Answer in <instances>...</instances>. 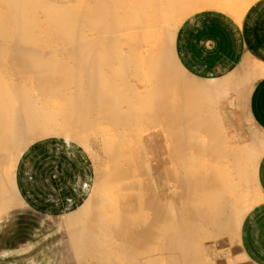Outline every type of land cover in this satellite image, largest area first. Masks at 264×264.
<instances>
[{
	"label": "crops",
	"instance_id": "0c3cea01",
	"mask_svg": "<svg viewBox=\"0 0 264 264\" xmlns=\"http://www.w3.org/2000/svg\"><path fill=\"white\" fill-rule=\"evenodd\" d=\"M51 23L59 29L71 27L65 6L52 10ZM152 38L143 30H123L119 49L109 51L101 48L100 43L109 41L103 35L65 32L22 35L21 39L0 35V47L20 41L26 53L34 44L52 54L61 53V48L67 47L64 44L76 46L68 47V66L58 65V58H48L47 66L22 65L19 71L10 66L2 69L6 75H22L26 98L21 106L42 108L45 112L39 117H170L165 113L147 115L134 111L140 101L153 103L158 96L156 82L148 76L156 55L142 46ZM84 44L91 50L86 52L84 63H78L80 58L74 47ZM171 48L184 72V106L196 98L198 101L197 113L184 112V117H221L224 132L218 134H226L229 141L236 140L238 117H252L264 131V72L257 66L241 65L248 58L264 65V0L249 5L241 19L218 8L195 10L178 25ZM94 63L99 67H92ZM89 73L91 79H83ZM164 100L167 101V94ZM109 101H114L119 110L133 112H106ZM62 109L66 112L62 113ZM199 133L206 136L207 131ZM186 149L184 180L180 179L184 181V204L190 197H200L203 188L218 179L217 168L225 174L228 171L229 176L231 173L229 162L214 163L217 166L212 167L208 162L202 164L201 158L187 162ZM0 150L5 154L7 147ZM256 177L259 199L246 209L237 232L225 230L211 239H188L180 244L190 249L200 245L214 264H264V151L258 159ZM95 179L96 166L90 152L73 138L58 134L27 144L11 171L0 162V185L9 202L0 210V264H79L81 260L83 264H99L88 255L80 257L81 246L87 242L77 232ZM187 236L184 234V238ZM173 237L166 234L158 240L151 236L141 247L152 253L137 256L130 264H179L172 254L156 253L172 244ZM240 251L246 257L237 259Z\"/></svg>",
	"mask_w": 264,
	"mask_h": 264
},
{
	"label": "bare ground",
	"instance_id": "6f19581e",
	"mask_svg": "<svg viewBox=\"0 0 264 264\" xmlns=\"http://www.w3.org/2000/svg\"><path fill=\"white\" fill-rule=\"evenodd\" d=\"M248 5L239 6L236 0H0V35L21 39L22 35L68 32L70 27L59 29L51 23L52 10L65 6L73 34L103 35L109 41L100 43L102 50L117 51L123 30H143L152 38L163 28L172 43L180 22L195 10L218 8L241 19ZM5 44L7 48L0 47V147H7V151L0 153V162L11 171L27 144L51 134L78 140L94 157V191L86 203V215L77 227L79 236L87 242L81 246L80 257L88 255L99 264H130L137 256L152 253L141 247L151 236L160 240L172 234V244L156 253L172 254L179 264H214L200 245L190 249L180 242L188 239L201 242L225 230L237 232L244 212L259 199L256 169L264 151V131L254 124L253 118L239 117L236 140L229 141L226 134H218L224 132L221 117H184V112L197 113V98L184 106V82L158 58L151 61L152 74H148L156 82L157 100L140 101L134 111L170 115L152 117L154 124L160 123V128L166 129L165 135L163 129H154L140 132L134 140L133 130L128 129L133 117H39L45 112L42 108L21 106L26 98L22 75L18 72L6 75L2 68L10 66L19 71L22 65L47 66L48 58H58V65L68 66L67 50L75 45L64 44L67 47H62L61 53L52 54L37 44L29 53L20 41ZM85 45L74 47L80 58L78 63H84L86 52L91 50ZM28 57L32 62L23 61ZM255 66L264 72L263 64ZM91 77L89 73L83 79ZM114 103L109 101L105 111L133 112L119 110ZM241 107L244 108V102ZM139 118L149 122L151 117ZM242 119L248 122L247 131L241 127ZM199 130L207 131L206 136ZM96 138L99 141L95 147ZM184 147L187 162L201 158L202 164L208 162L210 167L219 162L231 164L230 176L228 171L225 174L217 168L218 179L203 188L200 197L187 198L185 204L184 181H180L184 180V171H178L167 159L168 152H184ZM8 205L0 185V210ZM184 234L189 236L184 238ZM244 257L242 251L237 255V259ZM83 263L81 260L79 264Z\"/></svg>",
	"mask_w": 264,
	"mask_h": 264
},
{
	"label": "rangeland",
	"instance_id": "374dc122",
	"mask_svg": "<svg viewBox=\"0 0 264 264\" xmlns=\"http://www.w3.org/2000/svg\"><path fill=\"white\" fill-rule=\"evenodd\" d=\"M236 1L238 2L239 6H243L244 4L245 5L246 4L251 5L253 2H255L257 0H236ZM68 32H72L71 27H70ZM154 35H155V37L152 38L151 41H146V42L144 41L142 43L143 48L153 51L152 53L154 55H156V58L161 59V61L163 63H167L169 65V69L172 71V73L184 82V72L179 67L178 63L176 62V60L173 56L171 43H170L169 39L167 38L164 29L163 28L158 29ZM255 64H260V63L258 61H255L254 59H251V58H248L241 63V65H244V66H255ZM238 119H239V117H238ZM237 124H238V120H237ZM160 127H161L160 123L154 124L152 117L150 118L149 122L146 121L145 119L142 120L139 117H133V122L131 124V127L128 129L133 130V133H134L133 137L135 140L136 135L139 134L140 132L146 133V132L154 130V129H158V130L162 131L163 128H160ZM241 127H242V129H245L246 131L248 130V122L245 119H242ZM238 129H241V128H238ZM165 132H166V129L165 130L163 129L164 135H165ZM163 139H164V141L165 140L167 142L169 141L168 137H166V136H164ZM74 140H76V139H74ZM95 140H96L95 141L96 142L95 147H96L99 139L96 138ZM76 141H78V140H76ZM79 143H81V142H79ZM90 154L92 155L91 152H90ZM92 157H93V155H92ZM182 157H184V152L179 150V151L174 152V153L168 152L167 159H169L168 162L171 163L173 166H175V168L178 171L183 172L184 171V161L182 160ZM93 159H94V157H93Z\"/></svg>",
	"mask_w": 264,
	"mask_h": 264
}]
</instances>
